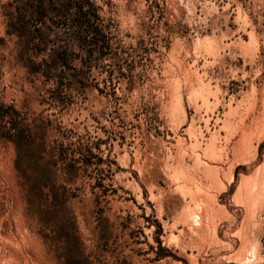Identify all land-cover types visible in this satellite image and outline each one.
I'll return each instance as SVG.
<instances>
[{"label":"rangeland","instance_id":"rangeland-1","mask_svg":"<svg viewBox=\"0 0 264 264\" xmlns=\"http://www.w3.org/2000/svg\"><path fill=\"white\" fill-rule=\"evenodd\" d=\"M206 66L260 115L217 166ZM0 264H264V0H0Z\"/></svg>","mask_w":264,"mask_h":264},{"label":"crops","instance_id":"crops-1","mask_svg":"<svg viewBox=\"0 0 264 264\" xmlns=\"http://www.w3.org/2000/svg\"><path fill=\"white\" fill-rule=\"evenodd\" d=\"M203 50L205 51V47ZM212 51L213 53L217 52L216 54L220 53L219 41L214 40ZM203 73L206 74L205 79L210 85V95L208 98L210 97L209 101L213 105H211L208 109L204 107L199 114L195 110L196 114L194 115V118L191 119L190 122L188 120L187 129H184V131H191V143H199V141L202 140V137H205L206 146H203V150H205V148L207 149L205 153L207 155L206 159H209V162L212 163L211 165L217 166L220 165L219 159L223 154L221 153V148L230 144L231 148L237 151L239 144L244 141V128L246 120L252 122V126H254L255 122L259 120L260 115H257L255 111L252 112L247 108L243 97H240L241 100L237 98V103L231 102V98L235 97V95L230 94L229 88L226 84L227 75L222 74L221 69L216 68L215 70V68L206 66L205 72ZM197 103L199 106H203L201 100L198 99ZM220 109H222V112H220L222 114H216ZM182 135L185 137L187 136V133H183ZM259 145L260 144H258L257 147ZM238 159L239 157L237 155L235 158L233 155L230 157L231 163H233L236 168L241 166ZM178 164L179 165L176 166V169L177 167L179 169H174V171L176 170L174 174L176 177L177 175L179 176L177 183L182 187L183 191H186L187 187L185 186V183L187 181V173L191 170V160H189L188 157L183 158V160L181 158V161L178 162Z\"/></svg>","mask_w":264,"mask_h":264},{"label":"bare ground","instance_id":"bare-ground-1","mask_svg":"<svg viewBox=\"0 0 264 264\" xmlns=\"http://www.w3.org/2000/svg\"><path fill=\"white\" fill-rule=\"evenodd\" d=\"M238 21H240L241 23H243V26H246L245 24L247 23V20L245 19V16L244 15H242V13L241 12H239V10H238ZM244 13V12H243ZM246 17H247V15H246ZM239 23V22H238ZM246 28V27H245ZM249 34V40L248 41H246V50H248V52H250V53H253V52H256L255 50L257 49V46H258V43H257V38H256V36H255V32L253 33V31L252 32H248ZM179 42V41H178ZM213 42H214V39L213 38H211V37H203V38H199V39H197V41H196V43H195V48L198 50V51H200V52H202V53H204V54H207V55H205V56H211V57H213V58H215L216 56H217V52H214L213 53V51H212V45H213ZM243 43V42H242ZM245 43V42H244ZM177 47H178V44H174V47L170 50V52H169V55H168V57H169V60H170V63H172L173 61H175L176 60V55H177ZM205 47V51L203 50V48ZM217 49V48H216ZM176 62V61H175ZM178 65V64H177ZM199 73H200V71H199ZM197 74V73H196ZM202 74H204V73H202ZM199 75V74H198ZM198 75H195V77L196 76H198ZM204 76V75H203ZM199 78H200V76H198ZM198 78V79H199ZM204 78V77H203ZM203 78H202V81H203ZM200 80H201V78L199 79V83H200V87L194 92V95H195V97L197 98V99H200L203 103H204V105L205 106H207V107H210L211 105H213V104H211L210 103V101H209V98H208V96L210 95L209 94V91H210V89H208V87H207V85L204 83V82H200ZM199 86V85H198ZM179 87V86H178ZM174 92V91H173ZM180 99V98H179ZM179 99L177 100V101H179ZM177 103V102H176ZM179 103V102H178ZM176 105V104H175ZM174 105V106H175ZM173 106V109H175L176 107H174ZM208 109V108H207ZM211 109V108H210ZM176 111V110H175ZM179 112V111H178ZM171 115V114H170ZM173 115V114H172ZM191 131H189V133H190ZM192 134V133H191ZM209 145V144H208ZM208 148H209V146H208ZM206 148H205V153H206ZM251 150V149H250ZM209 151V150H208ZM205 156H207L206 154H205ZM208 156H209V154H208ZM170 164V163H169ZM179 165V164H178ZM169 167V166H168ZM175 166H173L172 167V169L174 168ZM175 169H176V167H175ZM177 169H179L178 167H177ZM176 169V170H177ZM174 170V169H173ZM175 170V171H176ZM175 171H173L174 173H175ZM180 171V170H179ZM190 171V170H189ZM191 172V171H190ZM189 172V173H190ZM177 174V173H176ZM173 176H174V178L176 177L175 176V174H172ZM191 176V175H190ZM176 179L177 180H175V179H173V180H175V182H177L178 180H179V176L177 175V177H176ZM181 181V180H180ZM178 184V183H177ZM177 187H178V190L180 191V193H181V195L183 194V195H186V191H183V189H182V187L178 184L177 185ZM188 194V193H187ZM187 196V195H186ZM183 210H185V209H183ZM183 215H184V213H183ZM187 215V214H186ZM186 217V216H185ZM183 219V218H182ZM175 224V223H174ZM175 225H173V227H174ZM172 235V234H171ZM175 234L173 233V235L171 236V238L170 239H172L171 241H174L173 239H175L176 238V236H174ZM173 236L175 237V238H173ZM178 237V236H177ZM170 241V242H171ZM176 241V240H175ZM172 243V242H171Z\"/></svg>","mask_w":264,"mask_h":264},{"label":"trees","instance_id":"trees-1","mask_svg":"<svg viewBox=\"0 0 264 264\" xmlns=\"http://www.w3.org/2000/svg\"><path fill=\"white\" fill-rule=\"evenodd\" d=\"M89 12H94L93 11V5L92 4H89ZM78 13H79V15H80V20L84 17V16H86L87 15V13H86V11H84V8H83V6L80 4V6H79V11H78ZM93 16L95 17V18H98L97 17V15H96V13H93Z\"/></svg>","mask_w":264,"mask_h":264}]
</instances>
